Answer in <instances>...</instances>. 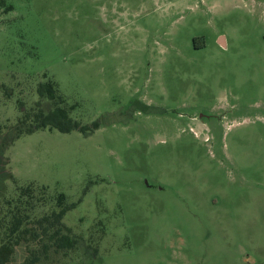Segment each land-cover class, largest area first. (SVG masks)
I'll return each mask as SVG.
<instances>
[{
    "label": "rangeland",
    "instance_id": "rangeland-1",
    "mask_svg": "<svg viewBox=\"0 0 264 264\" xmlns=\"http://www.w3.org/2000/svg\"><path fill=\"white\" fill-rule=\"evenodd\" d=\"M180 1L5 0L0 214L74 205L13 263L264 264V0ZM48 81L99 128L24 133Z\"/></svg>",
    "mask_w": 264,
    "mask_h": 264
},
{
    "label": "trees",
    "instance_id": "trees-1",
    "mask_svg": "<svg viewBox=\"0 0 264 264\" xmlns=\"http://www.w3.org/2000/svg\"><path fill=\"white\" fill-rule=\"evenodd\" d=\"M0 10L8 12L11 10L10 6H6L5 0H0ZM37 95L40 99H45L57 103L54 108L48 112H44L40 103L36 105V110L33 113H27L20 120L21 124L30 126L27 129L26 134H30L36 130L44 129H56L61 133H69L72 130H78L82 134H88L91 131L99 128V122L95 121L90 125L79 126L78 123L72 121L68 117V112L65 108H62L59 104H62V99L58 96L55 86L52 81L46 83H40L36 89ZM29 189H26L28 191ZM29 193V191H28ZM64 195L60 194L58 197L59 209L53 211L48 215L34 222L35 227H23L24 218L27 216L24 213L18 211V207L10 212L9 225H4L5 218H9V215L0 214V264H15L12 262V257L15 253V247L22 241L33 240L36 242H43V238H47L51 241V245L43 243L42 247L46 251L49 246H55L59 249H71L74 247V240L69 235L64 234L61 224L66 213L74 207V205H63ZM28 235V237H26ZM19 264H38V258L32 253V257L26 259Z\"/></svg>",
    "mask_w": 264,
    "mask_h": 264
},
{
    "label": "flooded vegetation",
    "instance_id": "flooded-vegetation-1",
    "mask_svg": "<svg viewBox=\"0 0 264 264\" xmlns=\"http://www.w3.org/2000/svg\"><path fill=\"white\" fill-rule=\"evenodd\" d=\"M186 4V1H184V0H181L180 1V5H181V7H183V4ZM184 8H185V6H184ZM187 8V7H186ZM218 37H219V35H218ZM222 38V45H221V43L219 42V40ZM198 38H192L191 40H192V44H191V46H192V49L194 50V51H198V50H201L202 48H203V46H198V45H196V40H197ZM218 45L220 46V47H222V48H226V45H225V40H224V38L222 37V36H220L219 37V39H218Z\"/></svg>",
    "mask_w": 264,
    "mask_h": 264
},
{
    "label": "water",
    "instance_id": "water-1",
    "mask_svg": "<svg viewBox=\"0 0 264 264\" xmlns=\"http://www.w3.org/2000/svg\"><path fill=\"white\" fill-rule=\"evenodd\" d=\"M219 42L221 43V45H222V38L219 40Z\"/></svg>",
    "mask_w": 264,
    "mask_h": 264
}]
</instances>
